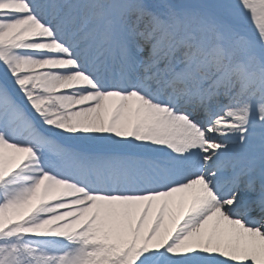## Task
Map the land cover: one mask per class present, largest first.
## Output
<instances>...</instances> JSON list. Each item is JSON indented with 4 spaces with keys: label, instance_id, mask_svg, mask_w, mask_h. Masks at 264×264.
<instances>
[{
    "label": "snow or ice",
    "instance_id": "obj_1",
    "mask_svg": "<svg viewBox=\"0 0 264 264\" xmlns=\"http://www.w3.org/2000/svg\"><path fill=\"white\" fill-rule=\"evenodd\" d=\"M0 264H264V0H0Z\"/></svg>",
    "mask_w": 264,
    "mask_h": 264
}]
</instances>
